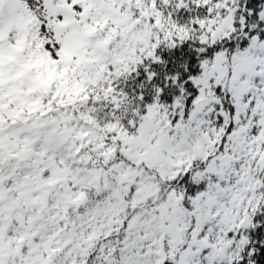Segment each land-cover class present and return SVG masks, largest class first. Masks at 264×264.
<instances>
[{
	"label": "snow or ice",
	"instance_id": "6c2138e0",
	"mask_svg": "<svg viewBox=\"0 0 264 264\" xmlns=\"http://www.w3.org/2000/svg\"><path fill=\"white\" fill-rule=\"evenodd\" d=\"M0 264H264V0H0Z\"/></svg>",
	"mask_w": 264,
	"mask_h": 264
}]
</instances>
